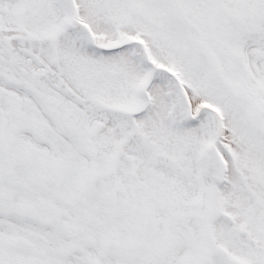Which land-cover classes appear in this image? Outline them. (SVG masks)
I'll list each match as a JSON object with an SVG mask.
<instances>
[{
  "label": "snow or ice",
  "instance_id": "6c2138e0",
  "mask_svg": "<svg viewBox=\"0 0 264 264\" xmlns=\"http://www.w3.org/2000/svg\"><path fill=\"white\" fill-rule=\"evenodd\" d=\"M0 264H264V0H0Z\"/></svg>",
  "mask_w": 264,
  "mask_h": 264
}]
</instances>
